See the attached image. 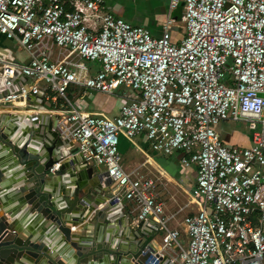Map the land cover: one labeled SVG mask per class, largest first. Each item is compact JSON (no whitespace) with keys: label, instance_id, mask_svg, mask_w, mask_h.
<instances>
[{"label":"built area","instance_id":"obj_1","mask_svg":"<svg viewBox=\"0 0 264 264\" xmlns=\"http://www.w3.org/2000/svg\"><path fill=\"white\" fill-rule=\"evenodd\" d=\"M180 5L185 34L175 43L169 28ZM169 11L155 37L104 0H0V36L30 55L0 53V93L9 89L0 104L22 105L29 92L61 99V134L105 168L112 195L132 202L138 221H155L179 264H264V0H170ZM72 86L131 94L110 116L76 107ZM225 121L248 123L250 144H227L217 129ZM121 134L144 135L156 156L182 152L196 167L199 211L184 217L187 246L168 225L156 179L125 170Z\"/></svg>","mask_w":264,"mask_h":264},{"label":"crops","instance_id":"obj_2","mask_svg":"<svg viewBox=\"0 0 264 264\" xmlns=\"http://www.w3.org/2000/svg\"><path fill=\"white\" fill-rule=\"evenodd\" d=\"M106 7L118 17H122L125 20L129 21L133 25H142L149 29L151 34L155 37H161L165 31V25L168 20L170 11L169 4L170 0H104ZM183 11L182 5H180L176 10L171 14L174 17L173 24L169 28L170 39L172 42H179L184 34L185 27L184 23L180 18V15ZM57 49V50H55ZM54 54L58 55V48H54ZM0 53L9 58L27 62L30 60L29 53L21 47V45L15 40L9 39L4 35L0 36ZM26 84L32 83L31 80L23 77L22 79ZM1 87V86H0ZM71 95L68 97L76 105V107L87 109L91 112L104 113L110 116L118 114L120 102L117 99L116 94L105 95L99 93V91L86 90L81 87L72 86L69 88ZM41 94V95H40ZM37 96L31 95L30 99L23 101L22 105L14 101L10 104H0V117H1V129L7 131H20L25 125H33L35 129H40L38 137L34 140V143H30V147L35 150L47 151V147H51L55 152L61 151L64 154V157L60 160V163H63L64 177H67V180L74 183L73 185V195L86 199L88 202H94L99 199L100 195L99 190L107 189L108 186L102 183L100 179V174L105 171V168L101 165H96L93 163H87L81 157L77 151V144L74 139H71L67 136H64L60 132L58 127V121L60 119L61 123H65L64 114L67 113L66 110L62 108V100L51 98H43V94L40 93ZM112 95V96H111ZM115 95V97H114ZM119 98V96H118ZM45 115L37 120V125L27 121V117H34L36 115ZM17 116L19 120L16 122L12 119ZM235 121H225L218 125L217 129L221 135V138L227 144H240V145H249L251 141L252 132L243 133L235 131ZM17 123V126L15 124ZM37 126V127H35ZM14 127V129H13ZM13 129V130H12ZM142 145L136 142L134 139H129L124 135H120L119 141V150L122 155H132L135 152H131L132 146L139 148L141 152L145 155L144 158L126 157L123 160V166L128 172H133L135 174L153 177L157 181V192L161 200L164 201L165 215L168 217V225L171 228L178 229L181 232L180 240L184 246L188 245L189 237L184 231L183 220L184 217L188 214H194L199 211V205L193 200L192 193L193 189L196 187V167L191 165L187 167L182 162V152H176L172 155H158L154 156L148 152L149 143L144 135H141ZM146 140H145V139ZM26 141V138L21 139L23 144ZM57 164V165H59ZM59 166H56V168ZM2 169L4 165L1 166ZM54 168V169H56ZM191 168V169H190ZM194 168V169H193ZM156 170V173L154 172ZM6 174V172L4 173ZM72 177V179H71ZM162 178L164 179L162 181ZM186 178H191L192 181H187ZM161 180V181H160ZM165 181V182H164ZM168 182H174V188L169 186ZM160 184H163L160 186ZM103 186V187H102ZM176 186V187H175ZM112 188V186L110 185ZM76 188H79V193L75 191ZM101 188V189H100ZM112 195V190L109 192ZM109 193L105 195H109ZM90 194V196H88ZM113 196V195H112ZM14 200H7V206L15 205L14 207L18 208L17 216L22 218L24 222L32 223L33 220L37 221L35 212L32 213L29 211V204L21 206L19 196L13 198ZM108 201V199L106 200ZM12 202V204L8 203ZM100 204L99 207H102ZM2 210L6 207L5 204H1ZM119 207L121 209L120 215L114 221V218H111L110 222L115 225V230H107L108 236H111V241L116 239L119 231H127L125 236H128V232L131 234L133 231L142 232L146 237L152 241L153 247L156 249L157 253L160 255H165L164 259L160 264H179L178 259V247H163L161 242L162 231L157 228V224L153 220H143L138 221L136 219L135 211H133L134 204L125 199H120L116 203V206L112 209ZM0 214H3V211H0ZM91 216H89L90 218ZM89 218L83 223L73 224L70 229L73 233L82 234L83 225H89ZM9 221L11 217L9 216ZM88 223V224H87ZM137 225L138 229L131 228L133 225ZM35 223V228L33 227V232L40 229L42 226ZM92 225V224H90ZM90 227V226H89ZM50 229V227H49ZM42 229V232H45L46 235L51 236L52 234L48 233V230ZM88 231V230H87ZM116 231V234L114 233ZM21 232V231H20ZM25 232V234H24ZM30 231H23V235L27 236ZM59 234H56V237ZM62 238L64 240L63 234L60 235L58 239ZM121 240L124 243L128 242L130 238L125 237ZM108 240V239H107ZM106 240V241H107ZM110 240V239H109ZM122 242V243H123ZM112 243V242H111ZM157 246V247H156ZM32 261V260H31ZM28 264H39L38 262H31Z\"/></svg>","mask_w":264,"mask_h":264},{"label":"water","instance_id":"obj_3","mask_svg":"<svg viewBox=\"0 0 264 264\" xmlns=\"http://www.w3.org/2000/svg\"><path fill=\"white\" fill-rule=\"evenodd\" d=\"M27 79L32 80L28 76ZM8 92L6 88L0 95ZM31 95L37 96L29 92L27 99ZM42 116L45 115L37 114L26 119L37 125ZM12 120L16 122L19 118L15 116ZM40 131L32 124L25 125L18 132L3 130L0 126V211H3L0 214V264H28L31 260L39 264H160L165 255L157 253L152 241L142 232H128L125 236L127 231L122 230L114 241L108 236V229L112 232L116 229L110 220L114 218L115 221L121 209L110 210L120 199L109 193L112 180L107 171L100 174L102 183L108 188L99 190L102 195L99 199L88 202L73 195L74 183L63 176V163L59 164L64 154L51 147H47L48 152L30 147ZM23 137L26 141L22 144ZM2 165L6 169H2ZM75 191L79 193V188ZM107 193L109 195H105ZM16 196L22 204L20 210L26 203L30 205L29 211L35 212L36 222H24L25 218L17 216L19 211L14 204L7 206V200L13 201ZM1 204L6 205L3 210ZM88 218L92 225H83L82 234L71 231L73 224L83 223ZM35 223L42 226L33 232ZM135 227L138 226L135 224L131 228ZM42 229H49L48 233L52 235H46ZM25 230L30 231L27 236L23 235ZM56 234H63L64 240H57L59 236ZM125 237L130 238L129 243L123 242L127 240Z\"/></svg>","mask_w":264,"mask_h":264},{"label":"rangeland","instance_id":"obj_4","mask_svg":"<svg viewBox=\"0 0 264 264\" xmlns=\"http://www.w3.org/2000/svg\"><path fill=\"white\" fill-rule=\"evenodd\" d=\"M55 50H57V49H55ZM92 68H98V66H99V62L98 61H86ZM124 91H127L126 92V95H127V97L125 96V94H124ZM131 90L130 89H128V88H125V87H122V88H120V89H118L117 90V99H118V101L120 102V104L124 101H127L128 100V97H130V94H131V92H130ZM99 93H103V92H99ZM67 94L70 96L71 94H70V90H68L67 91ZM103 94H105V95H108L107 93H103ZM110 95V94H109ZM112 96V95H111ZM118 96H119V98H118ZM114 97H115V95H114ZM71 98H72V95H71ZM116 98V97H115ZM73 99V98H72ZM74 100V99H73ZM235 123V131H238V132H243V133H250L251 132V129H250V127H249V125H248V123H246V122H243V121H237V122H234ZM142 136H138V137H136L135 138V140H136V142L137 143H139V145H142V138H141ZM145 139V138H144ZM146 140V139H145ZM143 142H144V140H143ZM149 143V142H148ZM143 146V145H142ZM135 152L134 154H132V155H124L123 154V160L126 158V157H133V158H136V156L138 157V158H144L145 157V155L141 152V150L139 149V148H136L135 146H132V148H131V152ZM148 152L150 153V154H153L154 156H156V154H155V152L151 149V147H150V144H149V149H148ZM191 169V168H190ZM194 169V168H193ZM154 172L156 173V170H154ZM164 179L162 178V181H163ZM186 180L187 181H192V179L191 178H186ZM161 181V180H160ZM165 182V181H164ZM169 183V186H172L173 188H174V182H168ZM163 184H160V186H162ZM163 187V186H162ZM176 187V186H175Z\"/></svg>","mask_w":264,"mask_h":264},{"label":"bare ground","instance_id":"obj_5","mask_svg":"<svg viewBox=\"0 0 264 264\" xmlns=\"http://www.w3.org/2000/svg\"><path fill=\"white\" fill-rule=\"evenodd\" d=\"M157 247V246H156Z\"/></svg>","mask_w":264,"mask_h":264}]
</instances>
